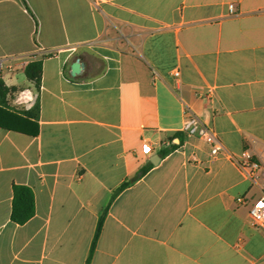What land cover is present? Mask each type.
<instances>
[{
    "label": "crops",
    "instance_id": "0c3cea01",
    "mask_svg": "<svg viewBox=\"0 0 264 264\" xmlns=\"http://www.w3.org/2000/svg\"><path fill=\"white\" fill-rule=\"evenodd\" d=\"M0 61L8 106L39 103L36 135L0 127V264H86L104 212L89 264H264L236 202L264 188V0H0ZM186 106L218 156L182 131ZM246 149L257 184L229 157ZM13 184L33 191L23 224Z\"/></svg>",
    "mask_w": 264,
    "mask_h": 264
},
{
    "label": "trees",
    "instance_id": "16d2710c",
    "mask_svg": "<svg viewBox=\"0 0 264 264\" xmlns=\"http://www.w3.org/2000/svg\"><path fill=\"white\" fill-rule=\"evenodd\" d=\"M42 70V60H31L24 66V73L26 77L33 81L37 89L40 88ZM9 91L0 78V127L6 130H15L23 132L28 135H36L38 133V112L39 103L36 98L31 108H24L22 110L11 109L6 101V95ZM179 137V135H178ZM177 147V144H172L168 149L162 150L161 154L165 155L168 151ZM151 167V163L142 166L136 173L137 178L144 175ZM129 181L122 182L113 192L112 197L119 193L122 189L128 186ZM12 204L10 210V220L17 224H23L34 214V195L30 187L26 185L13 184L12 186ZM105 213V212H104ZM104 213L98 219L96 230L92 239L89 254L86 260V264H89V260L92 256L96 240L100 233Z\"/></svg>",
    "mask_w": 264,
    "mask_h": 264
},
{
    "label": "built area",
    "instance_id": "2783aa9c",
    "mask_svg": "<svg viewBox=\"0 0 264 264\" xmlns=\"http://www.w3.org/2000/svg\"><path fill=\"white\" fill-rule=\"evenodd\" d=\"M2 64L0 61V78H1ZM174 75H178L175 72ZM202 96L211 99L212 89L208 88ZM32 97L27 93L22 92L18 97V103L29 102ZM184 114L186 121L182 127V131L187 135H193L199 138L207 146L209 155L211 157L218 156L223 151V146L212 127L205 124L191 109L187 106L184 107ZM141 151L145 155L152 153V146L149 140H144L141 144ZM230 159L240 168L245 176L250 180L252 184H257L261 178L262 166L260 161L255 155L249 151L244 150L239 157L230 155ZM188 161L197 162L196 154L193 152L188 155ZM238 204H248V219L251 225L264 229V188L261 191V195L254 201L247 196L240 195L236 197Z\"/></svg>",
    "mask_w": 264,
    "mask_h": 264
},
{
    "label": "water",
    "instance_id": "95a60500",
    "mask_svg": "<svg viewBox=\"0 0 264 264\" xmlns=\"http://www.w3.org/2000/svg\"><path fill=\"white\" fill-rule=\"evenodd\" d=\"M78 65H79L78 63H75V64L73 65L74 69H76ZM158 159H159V156H158ZM158 159L155 160V159H153V158H150V161H151L153 164H155V163L158 161ZM136 179H137V177H136V176H133V177L130 179V181H134V180H136Z\"/></svg>",
    "mask_w": 264,
    "mask_h": 264
},
{
    "label": "rangeland",
    "instance_id": "374dc122",
    "mask_svg": "<svg viewBox=\"0 0 264 264\" xmlns=\"http://www.w3.org/2000/svg\"><path fill=\"white\" fill-rule=\"evenodd\" d=\"M19 106H22L21 104Z\"/></svg>",
    "mask_w": 264,
    "mask_h": 264
}]
</instances>
